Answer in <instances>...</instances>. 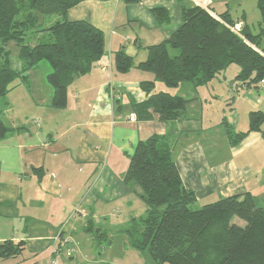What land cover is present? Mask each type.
Instances as JSON below:
<instances>
[{
	"label": "crops",
	"instance_id": "1",
	"mask_svg": "<svg viewBox=\"0 0 264 264\" xmlns=\"http://www.w3.org/2000/svg\"><path fill=\"white\" fill-rule=\"evenodd\" d=\"M181 5L203 7L213 16L232 6L229 0H82L67 10L68 20L87 21L102 31L105 53L71 83L62 109L50 105L52 88L46 77L51 68L39 61L22 84L34 112L20 107L9 126L0 119L10 128L0 139V244L11 240L24 245L19 254L0 258V264H51L55 258L57 264H117L115 259L106 263L101 254L87 256L85 234L93 238L94 231L103 233L112 247L107 234L118 230L125 235L124 244L132 246L126 230L132 219L145 215L147 206L139 188L124 183L123 177L137 142L152 134L166 140L182 184L197 200L250 193L264 206V160L254 155L264 140L261 133L238 131L248 132L231 145L225 132L226 125L239 129L250 112L264 111V96L248 88L220 110L222 150L231 159L216 163L221 150L209 126L218 109L212 111L208 96H200L191 83L170 90L154 81L153 91L146 92L141 82L153 81L151 73L136 67L126 73L114 69L118 51L135 65L144 61L147 47L168 38L181 24ZM155 7L164 8L167 19L157 20L151 12ZM240 16L242 20L232 19L242 26L244 12ZM20 66V61L13 62V69ZM20 85H13L9 99L3 96L1 106L13 104L10 96ZM159 91L187 101L181 117L138 120L133 106ZM210 98L218 100L219 95Z\"/></svg>",
	"mask_w": 264,
	"mask_h": 264
},
{
	"label": "trees",
	"instance_id": "2",
	"mask_svg": "<svg viewBox=\"0 0 264 264\" xmlns=\"http://www.w3.org/2000/svg\"><path fill=\"white\" fill-rule=\"evenodd\" d=\"M82 0H0V97L7 95L13 83L27 82L28 71L39 61L49 63L47 81L52 88L50 105L62 109L75 78L86 74L103 58L104 36L101 30L83 20H68L66 12ZM137 3L140 0H123ZM178 2L180 0H177ZM264 23V0H256ZM157 20L167 19V11L155 7ZM42 17L56 16L43 25ZM181 24L168 38L147 47V58L134 64L123 51L114 54V69L126 73L136 67L151 73L153 81L141 82L151 92L154 81L168 88L188 82L201 86L217 78L229 65L238 73L231 87L259 90L264 80V43L262 34L250 32L247 24L238 33L228 11L213 16L200 6H180ZM36 42L31 44L32 39ZM18 46L20 69L10 67L6 46ZM14 84V86H16ZM186 100L169 92H154L146 101L133 106L138 120L157 118L176 120L184 112ZM264 111L249 113V130L264 139ZM10 130L0 120V139ZM247 131V132H248ZM231 145L247 132L225 126ZM135 184L147 206L144 216L132 219L126 230L129 243L146 252L154 264H264V206L250 193L221 198L193 209L195 194L182 184L166 140L152 134L139 140L123 177ZM237 218L242 224L234 222ZM104 235L97 231V236ZM24 248L23 242L6 240L0 244V258H10Z\"/></svg>",
	"mask_w": 264,
	"mask_h": 264
},
{
	"label": "rangeland",
	"instance_id": "3",
	"mask_svg": "<svg viewBox=\"0 0 264 264\" xmlns=\"http://www.w3.org/2000/svg\"><path fill=\"white\" fill-rule=\"evenodd\" d=\"M231 2V10L229 13H231L232 17L236 19L238 17L239 20H242L240 14L244 12L245 14V24H247L249 30L253 34L260 33L262 29H264V23H260L261 18L259 11L256 6V0H243V3H237L236 0H229ZM239 4V5H237ZM57 17L56 16H51V17H42L40 16L41 23L43 25L49 24L50 22L54 21ZM36 40L33 38L31 41V44H34ZM264 43V33L262 34V44ZM6 50L8 51V59H9V64L10 67L13 68V62L19 61V58L17 56V51H18V46L15 44V42H9L6 46ZM2 58V54L0 53V61ZM45 61V60H44ZM239 71V67L236 64H231L229 65L217 78L209 81L206 85H201L197 86L199 89V94L206 95L208 96L207 98L209 99L211 103V108L212 111H214L216 108L218 109V112H213L212 117H211V124H210V130L213 132L214 139L216 140V144L221 150L218 153V156L216 157L217 159L221 158L220 160L215 161L216 163L222 162L224 159H231V156L227 152L226 149L222 150L223 143H224V130L223 127L221 126L220 119L222 116V109L227 108L229 105H231L232 99H237V96L240 95V92L243 90H246L248 88H240L238 90L233 89L231 87L232 80L234 79L236 73ZM15 84L17 81L14 82ZM13 83V85H14ZM157 83L161 84L165 89L168 88L165 86L164 83L157 81ZM184 84H190L188 82H184ZM23 85H20V88L17 87V91L13 92L12 96H10V99H12V103L10 106L5 108L4 106H1V102L5 99H9V96H2L0 97V119L5 121V124L8 126L12 122V118L17 114L18 109L21 107V110L27 114H30V112L33 111L34 104L32 103L31 98L28 96V94L25 92L24 88L22 87ZM170 89V88H168ZM256 93L261 94L264 96V89L261 87L259 90H256L255 88H249ZM171 90V89H170ZM174 90V89H173ZM216 95H219L218 100H212L210 97H214ZM12 97V98H11ZM230 103V104H229ZM236 103H238V100H236ZM11 111L9 113L8 111ZM264 110V107H263ZM34 114V113H33ZM264 127V122L262 124ZM249 128V117H247V121L241 122V125L239 126V129L236 131H243L247 130ZM257 146H259L257 148ZM256 146V149L254 151V155L256 157H260V159L264 160V140L260 142ZM257 161V159L255 158ZM260 191H257V193ZM260 196L261 193H258ZM217 197L212 198V199H196L193 204H191V208L197 209L200 208L201 206L205 205V203H210L218 200V195ZM264 198V196H263ZM264 205L263 203H260ZM234 222L238 224H242V221L235 218ZM91 235V233H89ZM85 234V243L84 245L87 246L85 247L84 251L85 254L89 257L95 256V258L100 257L101 259L105 260L107 263L108 261L111 260H116L118 263L117 264H154L153 261L150 259V257L146 254L144 251H140L132 246L127 247V244H124L125 240V235L121 233L120 231L116 230L115 232L111 234H107L108 239L112 241V247H108V241L103 240L102 236L99 235L97 236V232L94 231V239L90 235ZM97 236V237H96ZM57 261H59L58 258H55Z\"/></svg>",
	"mask_w": 264,
	"mask_h": 264
},
{
	"label": "built area",
	"instance_id": "4",
	"mask_svg": "<svg viewBox=\"0 0 264 264\" xmlns=\"http://www.w3.org/2000/svg\"><path fill=\"white\" fill-rule=\"evenodd\" d=\"M231 29H232L234 32L238 33L239 30H240V25H239V24H236V25L233 26ZM260 87H261L262 89H264V80L260 82ZM233 89H234V85H233ZM51 264H57V260H53V261L51 262Z\"/></svg>",
	"mask_w": 264,
	"mask_h": 264
}]
</instances>
